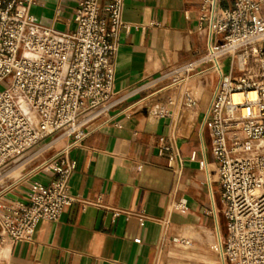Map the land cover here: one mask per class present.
<instances>
[{"label":"crops","instance_id":"1","mask_svg":"<svg viewBox=\"0 0 264 264\" xmlns=\"http://www.w3.org/2000/svg\"><path fill=\"white\" fill-rule=\"evenodd\" d=\"M80 1L36 0L29 12L44 26L72 33ZM234 2L224 0L220 8ZM124 4V27L110 57L111 108L86 125L87 138L68 152L76 163L69 193L81 201L57 221L39 222L30 241L11 243L0 234V264H229L217 248L226 237V222L218 163L203 125L218 77L210 63L195 69L187 87L195 100L190 108L178 94L147 97L161 72L204 53L200 0ZM244 67L237 55L223 62L234 77ZM163 108L172 114L159 115ZM173 127L178 158L170 162L159 141L167 145ZM1 176L0 206L28 203L30 184L49 178L29 171L15 180L5 176V182ZM139 214L146 218L144 226Z\"/></svg>","mask_w":264,"mask_h":264},{"label":"built area","instance_id":"2","mask_svg":"<svg viewBox=\"0 0 264 264\" xmlns=\"http://www.w3.org/2000/svg\"><path fill=\"white\" fill-rule=\"evenodd\" d=\"M222 1L200 0L204 53L161 72L147 97L178 94L190 108L192 74L202 64L212 65L218 80L203 125L218 163L226 222V237L217 248L229 264H264V0H235L224 9ZM35 2L0 0V172L27 153L30 163L53 151L32 171L49 178L30 184L28 203L0 206V234L11 243L30 241L39 222H55L81 201L69 193L76 163L68 152L87 138L86 125L111 108L110 57L124 27V0H81L72 33L38 23L29 12ZM235 55L245 66L238 77L223 69L224 60ZM234 93L242 95L238 103ZM171 114L167 108L159 113ZM174 140L173 127L169 143L159 141L170 162L178 158ZM199 165L207 170L206 161ZM137 219L144 226L146 218Z\"/></svg>","mask_w":264,"mask_h":264},{"label":"rangeland","instance_id":"3","mask_svg":"<svg viewBox=\"0 0 264 264\" xmlns=\"http://www.w3.org/2000/svg\"><path fill=\"white\" fill-rule=\"evenodd\" d=\"M60 146L61 144L58 145V147ZM52 152L50 151V152L44 153L30 163L27 162V159L30 157L31 153H27L24 156L13 160L10 163V165L7 168H5L4 171L0 172V175H2L1 176L2 181L5 182L6 177H8L9 180H15L20 175H22L24 172H28V171L32 172L42 161H46L49 158V156H51ZM9 177H11L12 179Z\"/></svg>","mask_w":264,"mask_h":264},{"label":"bare ground","instance_id":"4","mask_svg":"<svg viewBox=\"0 0 264 264\" xmlns=\"http://www.w3.org/2000/svg\"><path fill=\"white\" fill-rule=\"evenodd\" d=\"M249 95H250V96H254L255 93H254V92H250ZM232 100H233L235 103H238L240 100H242V95L239 94V93H234V94L232 95ZM13 172H14V171H13ZM9 178H11V177H9ZM15 178H16V177H15ZM11 179H12V178H11Z\"/></svg>","mask_w":264,"mask_h":264}]
</instances>
